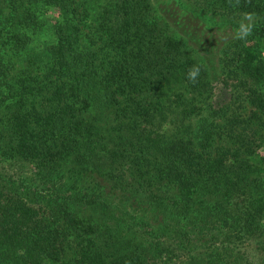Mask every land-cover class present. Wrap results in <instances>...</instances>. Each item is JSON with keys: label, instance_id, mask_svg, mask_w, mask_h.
I'll list each match as a JSON object with an SVG mask.
<instances>
[{"label": "trees", "instance_id": "obj_1", "mask_svg": "<svg viewBox=\"0 0 264 264\" xmlns=\"http://www.w3.org/2000/svg\"><path fill=\"white\" fill-rule=\"evenodd\" d=\"M86 1L0 0V153L74 183L57 207L0 184V264H166L164 241L264 264V0H99L93 35ZM212 79L229 97L202 109Z\"/></svg>", "mask_w": 264, "mask_h": 264}, {"label": "rangeland", "instance_id": "obj_2", "mask_svg": "<svg viewBox=\"0 0 264 264\" xmlns=\"http://www.w3.org/2000/svg\"><path fill=\"white\" fill-rule=\"evenodd\" d=\"M99 3V0L86 1V5H88V8L90 9L88 11V13H90V17H86L82 21V32L88 33L89 35H93V33H95V28L98 27V22H96L95 14ZM161 20L158 19L157 25L163 27L165 22ZM40 21L42 20L40 19ZM168 21L169 20L167 19L166 22L168 23ZM170 26L171 27H167L174 31L176 36L175 40L178 41L180 38L184 39L181 32L174 28V25L170 24ZM98 34L99 32L96 33V36ZM27 37L34 40H30L28 42V45L33 48L43 47L44 43L51 39L50 33L47 30V26H45L43 30L38 31L35 34H33L32 32L28 33ZM198 42L201 45L205 46L207 44V37L204 36L202 39H199ZM196 43V40L191 41V44L188 43L189 48L187 59L190 63H192L191 69L195 70L196 73H198L201 71V69L204 70L205 68L206 72L208 73L207 69H209L210 62H212L210 75L213 76V79L217 78L216 74L219 75V73L217 71L215 63L218 61V58L216 56H213V52H211L210 54L211 57L205 58V56L200 53L199 46ZM262 56L264 57V52L262 53ZM201 79L205 83H207V79L205 80L202 77ZM212 80L208 81L212 82ZM155 85L157 86V84ZM166 87H171V97H173L172 95H174L175 93H179V87H183V85L180 83V81H176L173 77H171L170 82H168V84L166 83ZM205 89L206 92L201 98V101H203L199 104V107L202 109L206 107L208 101H211L212 98L214 100V104L221 105L229 97V92L224 88V84H222V82L220 81L218 82L216 80H213V85L211 87H205ZM257 145H259L258 142ZM256 150L259 156L264 157V141L261 142L260 147H258ZM42 177L43 176L37 175V169H35L34 165L27 162L15 160L11 158L10 155H2L0 153V184L6 187L8 191H14L19 195L25 197L28 201H30V199L37 200L38 202L42 201L45 203H49L53 207H57L58 205H66L70 198V195L68 193L73 192L74 183L71 180H67V184L64 185V181L62 179H56L55 176L47 178ZM68 204L73 205L72 202ZM162 245L163 248L160 249V256L162 257L163 262L166 264H179V260L183 257L182 252H179L175 245L169 243L168 241H164Z\"/></svg>", "mask_w": 264, "mask_h": 264}, {"label": "clouds", "instance_id": "obj_3", "mask_svg": "<svg viewBox=\"0 0 264 264\" xmlns=\"http://www.w3.org/2000/svg\"><path fill=\"white\" fill-rule=\"evenodd\" d=\"M191 75L194 77V76L196 75V73H195V72H193Z\"/></svg>", "mask_w": 264, "mask_h": 264}]
</instances>
